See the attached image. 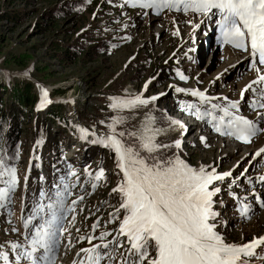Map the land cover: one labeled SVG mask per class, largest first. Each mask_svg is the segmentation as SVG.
Masks as SVG:
<instances>
[{
  "label": "rangeland",
  "instance_id": "1",
  "mask_svg": "<svg viewBox=\"0 0 264 264\" xmlns=\"http://www.w3.org/2000/svg\"><path fill=\"white\" fill-rule=\"evenodd\" d=\"M112 3H119V0H112ZM214 19L192 12L164 10L157 15L152 9H121L113 7L108 0H0V86L6 85L10 92L14 87L13 77L26 78L38 86L35 97L40 98L39 106L41 90L49 87L48 91L53 89L61 98L69 94L83 102L78 107L65 103L66 100L64 104L60 103L67 125L58 120L45 124L48 143H53L55 149L61 151L57 154L62 153L65 158V153L68 155L72 148L76 149L69 158L57 163L58 185L62 182L75 185L70 188L72 195L68 197L67 204L80 195L84 196V200L75 205L76 212L69 213L63 221L67 231L61 238L56 264H73L79 259L77 253L80 249L90 247L87 240L80 242L79 238L92 233L91 227L100 212H108L102 201L109 192H113L123 175L117 168L116 157L109 158L110 149L90 141L88 144L76 143L78 134H72L71 128L81 130L90 124L95 128L94 133L99 131L107 136L111 134L107 125L117 117L124 119V123L117 126V132L151 134L159 129L157 144H166L170 121L180 119L182 129L178 135L186 140L181 151L183 161L197 170L205 166L209 170L215 168L218 173H232L213 185L221 188L218 205L215 204L220 214L216 230L228 243L243 244L254 236H264V208L255 202L252 194L255 191L264 200V183L259 180L264 176V153L253 159L254 154L264 147V132L250 143H242L217 133L206 120L197 119L187 110L189 104L200 107L202 111L210 105L199 100L182 102L181 105L179 100L175 101V97H181L175 93L176 88L187 90L178 92L179 95L198 89L209 97L239 101L238 114L250 120L256 119V113L245 103L252 99L251 93H245V101H240L241 90L257 78L256 71L249 66L251 58L248 53L221 44L217 26L212 22ZM177 28L179 35H174ZM92 41L97 42L88 47ZM71 44L83 46V53L75 62L57 55ZM16 57L25 59L23 66L16 63ZM178 73L187 80H181ZM7 75L10 78L5 77ZM54 84H59V88ZM141 94L146 99L153 96L158 99L131 110L118 111L110 107V98L128 99ZM48 99L51 103L41 106V111L35 109L39 112L37 115L31 107V114L27 112L28 123L21 127L23 147L20 149L19 166L22 174L14 195L15 202L12 201L8 209H0V242L23 241L26 232L23 219L30 214L40 191H55L54 155L50 149L37 143L41 158L36 164L31 160L35 151L31 132L40 131L41 118H45L49 109L57 104ZM67 101L77 103L73 98ZM211 103L223 104L224 101L212 100ZM88 111L90 117L86 116ZM180 113H183L182 117L178 115ZM214 115L221 116L222 113ZM261 126L264 127V121ZM174 127L173 131L178 129L176 124ZM201 137L205 138L204 142ZM168 152V149H162L154 155L171 158ZM100 167H103L107 179L92 191L90 183H85L88 181L87 171L91 168L97 171ZM245 168L247 172H244ZM223 202L225 204L222 205ZM249 203L253 212L250 218H245L240 209ZM73 215L75 221L72 220ZM13 225L19 232L11 231ZM104 229L109 231L107 225ZM96 243L99 242H93ZM122 252L124 249H120ZM120 253L111 264H119ZM104 264H109V261ZM252 264H264V260L255 259Z\"/></svg>",
  "mask_w": 264,
  "mask_h": 264
},
{
  "label": "snow or ice",
  "instance_id": "2",
  "mask_svg": "<svg viewBox=\"0 0 264 264\" xmlns=\"http://www.w3.org/2000/svg\"><path fill=\"white\" fill-rule=\"evenodd\" d=\"M108 2L121 9H152L157 15L168 10L185 14L192 12L209 19L215 17L212 22L217 26L221 44L248 53L251 58L249 66L256 71L257 78L241 90L240 101H245V93H251L252 99L245 103L256 113V119L250 120L238 114L239 101H230L227 97H209L198 89L187 94L210 107L202 111L200 107L189 104L187 110L197 119L206 120L217 133L233 137L242 143H250L264 132V127L261 126L264 121V72H261L264 67V0ZM173 34L179 35V29ZM23 75L27 76L28 73ZM178 75L181 80H187L182 73ZM147 86L146 83L145 91ZM175 90L187 91L182 88ZM156 99V96L143 98L142 94L128 99L113 97L110 98V107L118 111L131 110L140 105L147 106ZM220 99L224 101L223 104L211 103L212 100ZM47 103L51 101L48 99V92L44 90L41 106ZM216 112H221L222 115H214ZM123 123L122 117L114 118L107 125L111 132L107 136H96L87 129L80 130L85 137L94 136L93 143L115 153L117 168L123 175L121 182L112 191L120 193L121 203L119 208L110 213L108 223L119 219L121 209L125 215L115 234L103 231L96 236L95 232L100 227V221L97 220L92 225L93 234L79 238L80 242L87 240L90 247L80 249L77 253L79 259L73 264H104L106 260L111 264L120 249H124V252L120 253L119 264H252L255 259L264 260V236H254L243 244L228 243L216 230V220L220 214L214 210V198L221 193V188L213 185L230 177L231 172L218 173L215 168L209 170L205 166L193 169L178 155L173 158L156 156L154 154L162 149H180L182 142L177 140L173 144H157L155 140L160 133L159 129L151 134L117 132V126ZM170 123L175 125L180 122L171 120ZM127 138H135L138 143L126 142ZM201 141L204 142L205 138L201 137ZM141 152L148 155H141ZM262 153L264 147L254 154L253 159L260 157ZM247 171L245 168L244 172ZM244 172L241 173L242 176ZM87 175L88 181L85 183H90L92 191L106 179L103 167L95 174L87 172ZM259 180L264 183V176L259 177ZM232 183H235V179ZM18 184L16 168L5 166L0 160V209H8ZM53 187V192L40 191L30 214L23 219L26 229L23 241L0 242V264H56L61 238L67 231L63 221L69 213L76 212L75 205L83 201L84 196L80 195L71 204H67L68 197L72 195L70 188L75 185L62 182ZM231 187L230 184L229 188ZM252 194L255 202L264 208L261 196L255 191ZM240 212L245 218H250V213L253 212L251 204L243 205ZM72 220L75 221V215ZM8 222L12 223L11 220ZM11 231L16 233L19 229L13 225ZM109 236L112 237L111 240L108 239ZM93 240H98L99 243L93 244Z\"/></svg>",
  "mask_w": 264,
  "mask_h": 264
},
{
  "label": "trees",
  "instance_id": "3",
  "mask_svg": "<svg viewBox=\"0 0 264 264\" xmlns=\"http://www.w3.org/2000/svg\"><path fill=\"white\" fill-rule=\"evenodd\" d=\"M57 11H59V8H57ZM97 37V36H96ZM93 40V39H91ZM99 40V39H97ZM97 42V41H96ZM94 41H92L93 44L88 45V47H92L95 45ZM55 48H57V44H55ZM83 53V46L77 45V44H71L67 45L65 48H62L60 52H58V56H61V59L63 60H72L75 59ZM86 53V52H84ZM22 57L18 58L16 57V63L18 62L19 66H23L25 63V59ZM7 78H10V76H5ZM14 87L10 89V92L7 90L6 85L0 86V160L3 161V164L5 166H14L16 168V173L18 180L21 176L22 168L19 166V161H21L20 157V149L23 147L22 144V133L21 127H24L28 123V116L27 112L31 114V107L33 104V101L35 99L36 94V85L33 81L28 80L26 78H21V80L18 77L12 78ZM178 96H181L179 98L175 97V101L179 100V103L182 102H189L191 100H194L192 96H189L187 94H178L177 91H175ZM90 115V111L86 112V116ZM85 116V118H87ZM64 114L62 111V108L58 105H54L52 108L49 109L47 112V115L45 118H41L40 122V131L33 130L31 132V140L35 143L39 144V142L48 149H50V152L52 155H54L53 160V168L56 167V164L62 160V153L57 154V152H61L60 150L57 151L55 149V146L53 143H48L47 141V128L45 124L48 122L53 121H62L63 125L66 124L64 119ZM90 117V116H89ZM38 118H35L37 120ZM26 127V126H25ZM96 136H103L99 132L96 134ZM94 139V136H91L89 141L92 142ZM126 142L129 143H138L135 141V138H127ZM34 143V144H35ZM37 146L34 145V153H33V159L36 160L39 156V151L36 148ZM141 155H147L145 152H141ZM109 158L113 156V153L109 151L108 153ZM57 161V162H56ZM55 170V169H54ZM87 172H92L95 174V170L91 168V170H88ZM43 177V176H42ZM107 179V176H105ZM2 186V185H0ZM17 190L15 191V193ZM12 196V201L15 202L14 195ZM105 203V210H108L106 214H103L102 212L99 213L101 216H96V221H100V227L96 230L95 235L99 236V234L103 231H105L104 226H108V230L113 232L116 229L117 223L124 217L125 212L123 209L120 210L119 219L115 220L113 223H108V221L111 219L110 213H112L115 209L119 208L121 203V195L118 192H109L106 199H103ZM225 204L224 202L222 205ZM111 237V236H109ZM108 237V238H109ZM152 254L154 255V250L152 251Z\"/></svg>",
  "mask_w": 264,
  "mask_h": 264
},
{
  "label": "bare ground",
  "instance_id": "4",
  "mask_svg": "<svg viewBox=\"0 0 264 264\" xmlns=\"http://www.w3.org/2000/svg\"><path fill=\"white\" fill-rule=\"evenodd\" d=\"M214 18V17H213ZM262 68H264V67H262ZM57 84V83H56ZM56 84H54V87H56V88H59V84L58 85H56ZM61 85V84H60ZM36 86H37V84H36ZM38 87V86H37ZM62 87V86H61ZM50 88V87H49ZM49 88H48V90H49ZM48 90H46L47 92H48V94H50L49 93V91ZM51 90V92L53 93V92H55L53 89H50ZM62 97H64V98H61V97H57V98H54V99H52L53 101L54 100H58V99H60V100H66L65 101V103L67 102V104H69L70 103V105H72L73 107H78V106H80V105H83V102H82V100H77L76 102L77 103H75V104H71L72 102H70V101H67V99L68 100H70V98H73V99H75V97H72V96H69V94H68V96H66L67 97V99H66V97L65 96H62ZM42 108H43V106H42ZM38 111H41L40 109H37ZM71 111H73V109L71 110ZM38 114H39V112H37ZM78 114V113H77ZM179 124H176V126L178 127V128H180L181 127V121L179 120ZM175 129V127L173 128V130Z\"/></svg>",
  "mask_w": 264,
  "mask_h": 264
}]
</instances>
